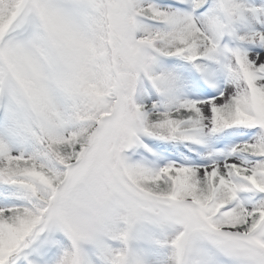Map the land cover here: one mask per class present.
Returning a JSON list of instances; mask_svg holds the SVG:
<instances>
[{
  "label": "snow or ice",
  "instance_id": "obj_1",
  "mask_svg": "<svg viewBox=\"0 0 264 264\" xmlns=\"http://www.w3.org/2000/svg\"><path fill=\"white\" fill-rule=\"evenodd\" d=\"M0 264H264V0H0Z\"/></svg>",
  "mask_w": 264,
  "mask_h": 264
}]
</instances>
